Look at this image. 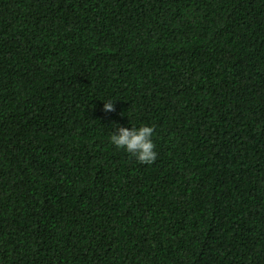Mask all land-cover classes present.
Segmentation results:
<instances>
[{"label":"trees","instance_id":"1","mask_svg":"<svg viewBox=\"0 0 264 264\" xmlns=\"http://www.w3.org/2000/svg\"><path fill=\"white\" fill-rule=\"evenodd\" d=\"M0 264H264V0H0Z\"/></svg>","mask_w":264,"mask_h":264},{"label":"clouds","instance_id":"2","mask_svg":"<svg viewBox=\"0 0 264 264\" xmlns=\"http://www.w3.org/2000/svg\"><path fill=\"white\" fill-rule=\"evenodd\" d=\"M103 110L105 112L115 111L114 102H105ZM154 131V126L142 125L139 128L120 126L118 132L115 131L111 135L110 142L117 148L126 150L140 163L151 165L158 155L152 139Z\"/></svg>","mask_w":264,"mask_h":264}]
</instances>
